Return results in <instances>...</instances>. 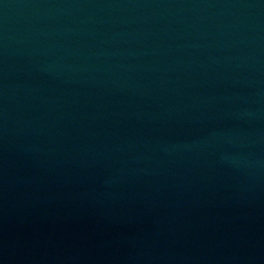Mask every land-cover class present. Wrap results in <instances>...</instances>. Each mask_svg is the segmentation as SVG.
I'll list each match as a JSON object with an SVG mask.
<instances>
[{"label":"water","instance_id":"1","mask_svg":"<svg viewBox=\"0 0 264 264\" xmlns=\"http://www.w3.org/2000/svg\"><path fill=\"white\" fill-rule=\"evenodd\" d=\"M0 264H264V0H0Z\"/></svg>","mask_w":264,"mask_h":264}]
</instances>
